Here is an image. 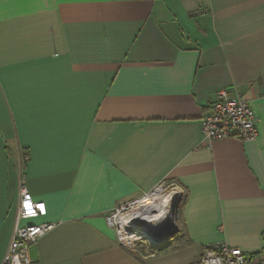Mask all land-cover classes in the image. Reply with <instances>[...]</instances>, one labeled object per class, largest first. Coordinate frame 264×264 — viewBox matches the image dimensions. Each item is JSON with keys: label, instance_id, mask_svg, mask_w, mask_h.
<instances>
[{"label": "crops", "instance_id": "1", "mask_svg": "<svg viewBox=\"0 0 264 264\" xmlns=\"http://www.w3.org/2000/svg\"><path fill=\"white\" fill-rule=\"evenodd\" d=\"M224 89L256 141L203 140ZM22 180L47 215L21 225H55L34 264L264 252V0H0V264ZM161 183L184 192L178 230L131 254L107 217Z\"/></svg>", "mask_w": 264, "mask_h": 264}, {"label": "built area", "instance_id": "2", "mask_svg": "<svg viewBox=\"0 0 264 264\" xmlns=\"http://www.w3.org/2000/svg\"><path fill=\"white\" fill-rule=\"evenodd\" d=\"M252 108L240 96L232 97L226 89L217 93L210 114L202 119L204 141L212 143L236 137L244 142L256 141L258 127ZM24 161H28L27 158ZM17 224L11 244L1 264H34L30 249L54 228V224L22 226V221H34L47 215L44 203L35 202L28 192L25 180L19 186ZM184 192L168 183L140 198L121 204L108 218L120 248L131 254L148 248H160L169 243L177 230L178 211ZM21 221V222H20ZM198 264H264V252L248 255L238 248L218 244L208 250Z\"/></svg>", "mask_w": 264, "mask_h": 264}]
</instances>
